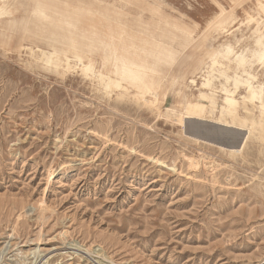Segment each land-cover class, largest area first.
Here are the masks:
<instances>
[{
  "label": "rangeland",
  "instance_id": "obj_1",
  "mask_svg": "<svg viewBox=\"0 0 264 264\" xmlns=\"http://www.w3.org/2000/svg\"><path fill=\"white\" fill-rule=\"evenodd\" d=\"M129 1H0V264H264V118L245 87L264 84V0ZM72 2L79 32L35 23ZM112 10L140 64L105 50ZM82 34L92 51L69 52L62 35ZM235 86L242 120L221 115Z\"/></svg>",
  "mask_w": 264,
  "mask_h": 264
},
{
  "label": "bare ground",
  "instance_id": "obj_2",
  "mask_svg": "<svg viewBox=\"0 0 264 264\" xmlns=\"http://www.w3.org/2000/svg\"><path fill=\"white\" fill-rule=\"evenodd\" d=\"M127 1H128V3L130 2L129 0H127ZM82 4L85 5V3H82ZM73 5H74L73 2L71 4L69 3L68 4V7L69 6H73ZM84 5H81L80 4L79 6H84ZM55 6L56 5H51L50 3L49 4L43 3V4H41V6H38L39 8H36V11L39 10L40 12L39 13H37V12L35 13V17H37V20H35V23H38L39 25H41V23L51 24L52 26H54L56 29H59V30H66V31L72 30V31H74L75 29H77V31L79 32V28L78 27L81 25V23L79 24V21H80L79 17H81L82 14H81L80 11L78 12V10H79L78 5L76 4V5L73 6V8H71V9H74V12L71 11L70 13H67V14H65L63 16H62V12H60V11H62V9H60L58 11L57 6L56 7ZM75 8L76 9L78 8V9L75 10ZM80 10H83V9H80ZM86 10L91 11L90 10V7H88ZM112 11H113L112 14L111 13L110 14H107L108 26H107V30L106 31H107L108 35H107V38H106L107 39V46H106L105 50L106 51L111 50V52H112V50H114L116 48L117 50H123L125 52H130V53L132 52L133 55L127 57V58H129V60L122 59V60H119V61H123L125 64H127V63L133 64V65L134 64H136V65L137 64H140L142 62L141 61L142 57L138 55V53H137L136 50H129V49H127V48L124 47L125 45H120L119 44L120 42H122L124 40L126 42H128V41L131 40V38H129L130 36H127V34H126V28L128 26L127 23H126V20H125L126 19V16H127L126 13H123V12H120V11H117V10H112ZM5 12H6V14L7 13L9 14L10 12L11 13H14L15 11L13 9L12 11L5 10ZM59 13L61 14V16H59ZM37 15H39V16H37ZM88 19H90V18H88ZM45 20H49L50 23L49 22L48 23L44 22ZM24 21L30 22L29 19H26ZM120 21L124 22L125 25H123L121 27L120 25L117 26V25L113 24V23H116L117 24ZM78 24H79V26H78ZM129 27H130V25H129ZM220 29H221V27H220ZM27 30H29V29H27ZM73 36H75V35H73ZM78 36H79V34H78ZM69 37H68V35H62V38H61L62 41H64V42H70L71 43V45L73 47V50H71L69 52L72 53V51H73L74 54H78L79 52L85 53L86 50L87 51H90V52L92 51L91 50L92 49L91 48L92 46L90 44H88L89 41L91 42V38L88 37L87 35H84V34L81 35V37L83 39V42H78L75 39H73L71 37L69 38ZM27 38H30V37H28L27 35L26 36H22L21 40H26L27 41ZM42 39H44V38H42ZM56 39H58V38H56ZM28 41H32V40L28 39ZM44 41H48V39H44ZM40 44H42V46L43 45H46L47 47H49L47 45V43H45V42H42ZM91 44H93V43H91ZM32 45H34V46H30L28 48H30L31 50H34V48H36V50H38L40 52L42 51L43 56H45V58H43V62H45V63H49L50 61H53L52 57H55L56 58V64H57L61 60L60 57H59V55H58V53L59 52H64L55 43L51 44V46H53V50L52 49H48V51L46 50L47 48H44V47L41 48V46L39 44H37V43H35V44L33 43ZM230 50H231V47H227L226 49H224L223 53H221V54H223V55H221L222 59H223V57H226V55L230 52ZM106 51H105V53H106ZM258 53L257 54H258V57L259 58L260 57H263L264 56V49H260L258 51ZM65 54H66V56H65L66 61L68 62L70 60V57L71 56L68 55L67 53H65ZM106 55H108V54H106ZM130 58H131V60H130ZM152 58L154 59V57H152ZM236 60H237V63L239 65H241V66L244 65L247 62L246 59H244V58H242V59H236ZM79 62L82 63V58L81 59L79 58ZM218 62H219L218 59L214 60L213 61V65H215ZM67 67H68V65H67ZM117 68H119V69H121L123 71L126 70V67H124V65L121 64V63L118 64ZM244 70H245V73L249 76V78L255 80L256 77L254 75H251L247 71L248 69L244 68ZM244 79L246 80V78H244ZM202 80H203V82L201 83V85H199V89H201V90L202 89H209L210 92L208 90H207V92L201 91L200 92L199 99L204 100V101L205 100H208L209 102H211V105H212L213 104V98L215 97L214 93L216 92L217 88L212 86V84H211V77L205 76V78L202 79ZM235 80L237 82H239L240 84H242L239 79L236 78ZM247 82H249V83L247 85H245V87L248 88V91L250 93V97H251V100L250 101L251 102H254V103L255 102H258L260 104V106H261V117L264 118V91H263L264 84L259 83L257 85H254L250 81H247ZM237 90H238V87L237 86H235L234 88H231V89H229V88L227 89L226 87H223L221 89L223 95H225V97H223L224 106L222 108L221 115L223 116L224 113L233 112L235 119L242 120L241 117H238L237 118L235 116V114H236V112L238 110V106H239L238 105V102H237V100L235 98V94L237 93ZM180 97L183 99L184 102L190 103V105L195 106L199 110H201L202 109V106L204 105L203 103H194V102L190 101L189 99H187V96L185 94H183V93L181 94ZM210 97H212V98H210ZM213 119H216V118H213ZM218 119L220 121V118H218ZM240 135H245V133L244 134H240ZM230 143L233 145V148H235V149L237 148L238 143H234L233 144L232 141H230Z\"/></svg>",
  "mask_w": 264,
  "mask_h": 264
}]
</instances>
